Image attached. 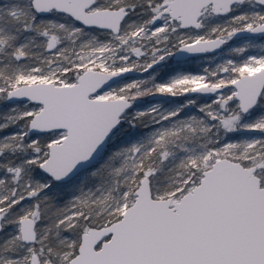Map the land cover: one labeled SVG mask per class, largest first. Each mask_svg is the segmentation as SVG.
Returning <instances> with one entry per match:
<instances>
[{"label": "rangeland", "instance_id": "rangeland-1", "mask_svg": "<svg viewBox=\"0 0 264 264\" xmlns=\"http://www.w3.org/2000/svg\"><path fill=\"white\" fill-rule=\"evenodd\" d=\"M166 1L97 0V7L128 10L117 34L73 24L65 14L55 12L44 24L45 53L37 55L31 66L23 61V68L14 72L9 82L11 88L35 82L73 84L76 81L69 78L71 70L80 74L87 69L119 73L122 76L119 82L90 95L129 101L130 107L120 115L109 140L121 136L128 128L127 116L137 115L136 119L147 128L144 136L131 140L119 158L109 153L94 167L78 174L75 177L78 184L74 182L66 188L69 195L64 199L55 200L58 186L39 170V165L48 155L49 144L60 142L65 130L30 132L29 122L42 105L28 101L7 103L2 93L4 87L0 86V264H31L33 255L38 257L39 264H67L77 253L81 240L77 225L91 213L95 217L122 216L135 200L133 188L143 178L136 183L142 161L149 159L156 145H185L187 139H179L182 135L201 131L204 141L197 148H181L180 156L174 151L166 154L172 165L161 180L164 185L177 188L171 193H153L155 198H170L171 204L178 201L185 194L183 191L193 189L187 185L192 176L198 171L203 173L222 158L244 167L256 166V175L264 172V109L257 115L255 109L250 110L240 119L231 84L240 75L264 67V37L237 39L230 34L235 29L263 23L264 6L254 0H243L224 15H215L211 6H207L202 10L199 28L182 29L178 21L162 13ZM16 3L0 7V16L24 13L22 4ZM3 30L0 27V41L3 40L0 53L11 39L4 38L7 36ZM217 36L226 40L220 51L173 60L180 45ZM23 48L24 44L16 48L19 53L16 57L21 58ZM205 85L220 87L221 91L212 96L187 94ZM138 94L146 98L140 102L135 98ZM123 119L125 124L117 128ZM107 166L113 168L108 179ZM94 173L99 177L91 186L86 177ZM117 178L119 185L125 183L123 188L114 185ZM75 184L77 188L73 189ZM149 184L151 192L156 191L150 179ZM39 200L51 201L50 215ZM26 216L35 220L37 235L31 244L20 237L19 220Z\"/></svg>", "mask_w": 264, "mask_h": 264}, {"label": "water", "instance_id": "water-1", "mask_svg": "<svg viewBox=\"0 0 264 264\" xmlns=\"http://www.w3.org/2000/svg\"><path fill=\"white\" fill-rule=\"evenodd\" d=\"M243 0H168L162 13L179 27L199 28L202 10L211 6L215 15L228 13ZM264 6V0H254ZM95 0H31L39 16L50 12L70 16L82 27L117 34L128 15L122 8H90ZM234 38L264 37V22L235 29ZM226 40L217 36L180 45L173 60L213 54ZM122 76L87 69L73 84L52 82L21 84L10 89L6 102L28 101L42 108L29 122L32 133L65 130L60 142L48 146L39 170L54 182H67L102 158L120 115L130 107L123 98L98 99L90 95L109 88ZM241 113L253 109L264 90V67L244 73L232 83ZM220 87L200 86L187 94L212 96ZM1 106V104H0ZM256 166L244 167L226 158L216 160L193 189L171 204L155 198L149 178L143 177L135 200L120 219L82 233L77 253L67 264H264V185ZM24 243L36 240L35 220H19ZM1 214H0V231ZM31 264H39L32 256Z\"/></svg>", "mask_w": 264, "mask_h": 264}, {"label": "trees", "instance_id": "trees-1", "mask_svg": "<svg viewBox=\"0 0 264 264\" xmlns=\"http://www.w3.org/2000/svg\"><path fill=\"white\" fill-rule=\"evenodd\" d=\"M15 3L19 5L22 4L21 7L25 9V12L16 15L14 17L13 14L15 12L3 14L2 16H0V27H3V29L5 30V31L3 30L4 36H7L4 38L8 39L9 37H11V39L8 40L9 45L4 44L2 47V53H0V86L4 87V90L2 92L4 95H6L7 92L10 89H12L9 86V82L13 80L14 72L16 70L20 71L23 68L24 66L23 61L26 62L27 66H31L36 62L34 59L37 55H42L45 53L46 51L45 44L42 43L43 39L45 38L44 24L47 21V19L51 17V15L55 14V12H50L48 15L44 17L37 15L31 7V0H0V7L3 6L10 7ZM57 16H61V14H57ZM65 18L69 22L78 25V23L75 22L70 16L65 15ZM0 42H3V40ZM22 44H24L23 55H20L21 58H19L15 56V54H19L16 51V48ZM79 74L80 73L77 70L69 71L70 80L76 81ZM135 98L140 101L141 99H144L146 97L142 94H138L137 96H135ZM263 105H264V96L263 94H261L256 106L253 108L255 109L254 113L256 115L261 113V111L264 109ZM236 115L240 119H242L246 114L237 111ZM127 117L128 119L126 121H129L127 125L128 128L124 130L121 136L115 137L113 139L111 137V139L107 143V148L104 152L103 157L107 156L109 153H113L115 158H119L120 157L119 153H122L124 151V149L128 146V144L131 143L132 139L138 138L141 134L142 136L145 135L147 128L145 127L142 121L139 122V120L136 119L137 115L136 116L131 115ZM124 124L125 121L123 119L121 120L117 128L122 127ZM115 129L113 130V132L115 131ZM200 133L201 131H197L194 132V134L192 135H188V136L182 135L179 139L180 140L187 139V140L184 143L185 145L180 147H173V146L171 147L169 144H168L169 147H167L168 145L165 146L156 145L154 147L156 149H154V151L151 152L149 159L142 161L143 162L141 167L142 169H140V171L136 174V183L139 182L142 177H149L151 183L155 185L154 188L156 189V191H152L153 196H154L153 193L166 194L173 192L177 187L166 186L164 185V182L161 180L162 175L165 174L168 170H170L172 165L171 162L169 163L170 160L166 154L169 155L175 152L178 156H180L181 153L180 150L183 147L197 148L199 142L204 141L202 139V136H200ZM157 149H160V151H156ZM155 155H158L159 157H155ZM116 161L117 163L119 162V160ZM107 168L110 169V170L108 169L106 170V175H107L106 178L108 179V176L110 174L109 172L111 171L113 172V168L111 169V167L109 166H107ZM262 170L264 171V167ZM79 175H76L75 177H78ZM257 175L259 177L260 183L264 185V172H258ZM75 177L69 180L67 183H55L54 181H51V183L58 186V190L56 191L57 193L55 194L56 195L55 200H59V199L62 200L65 198V196L69 195L68 193L66 194V188L74 182L75 183L77 182L78 184L79 179ZM98 177H99L98 173L88 175L86 177V182L90 183L91 186H93ZM201 177H202V171L200 172L198 171L194 177L193 176L191 177L187 185H192V187H194L199 183ZM103 178H105L104 173H103ZM118 179L119 178H117L114 181V185H119ZM77 184H75L73 189L77 188ZM119 186L123 188L125 186V183ZM135 189L136 186H134L133 190ZM183 192L186 193L187 190ZM39 201L41 203L42 208H44L46 213L50 215L52 213L51 201L49 200H45L43 202L42 200ZM128 205H130V203ZM120 217L121 216L119 214H116L115 216L112 215L104 216L103 214H98L95 217L91 213L88 218L84 219L82 223H79L77 225L76 227L77 233L81 235L86 228L89 229L91 227H101L103 225H108L109 223L118 220ZM4 220H5V216H4Z\"/></svg>", "mask_w": 264, "mask_h": 264}, {"label": "flooded vegetation", "instance_id": "flooded-vegetation-1", "mask_svg": "<svg viewBox=\"0 0 264 264\" xmlns=\"http://www.w3.org/2000/svg\"><path fill=\"white\" fill-rule=\"evenodd\" d=\"M97 4V0H95V4H94V6H92L91 8H90V10H92V9H97V8H115V7H97V6H95ZM116 8H120V7H116ZM128 11V10H127Z\"/></svg>", "mask_w": 264, "mask_h": 264}]
</instances>
